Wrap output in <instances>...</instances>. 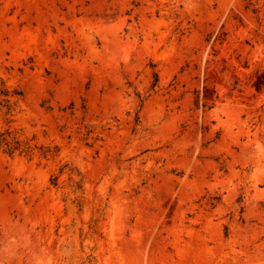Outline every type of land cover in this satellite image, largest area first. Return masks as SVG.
<instances>
[{"label":"rangeland","instance_id":"obj_1","mask_svg":"<svg viewBox=\"0 0 264 264\" xmlns=\"http://www.w3.org/2000/svg\"><path fill=\"white\" fill-rule=\"evenodd\" d=\"M0 90V264H264V0H0Z\"/></svg>","mask_w":264,"mask_h":264},{"label":"trees","instance_id":"obj_2","mask_svg":"<svg viewBox=\"0 0 264 264\" xmlns=\"http://www.w3.org/2000/svg\"><path fill=\"white\" fill-rule=\"evenodd\" d=\"M263 85V80L262 79H259L258 80V83H257V87L258 88H261ZM7 92V91H5ZM0 94H3V91L0 90ZM6 96L9 95V93H5ZM4 134L0 135V145L1 143H5L6 147H7V151L9 152H13V150H17L15 147L12 146L11 142L6 140V139H2L1 138L3 137Z\"/></svg>","mask_w":264,"mask_h":264}]
</instances>
